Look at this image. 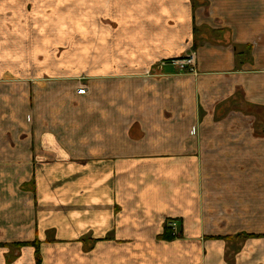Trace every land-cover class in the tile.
Instances as JSON below:
<instances>
[{
  "label": "crops",
  "instance_id": "crops-1",
  "mask_svg": "<svg viewBox=\"0 0 264 264\" xmlns=\"http://www.w3.org/2000/svg\"><path fill=\"white\" fill-rule=\"evenodd\" d=\"M37 254L264 264V0H0V264Z\"/></svg>",
  "mask_w": 264,
  "mask_h": 264
},
{
  "label": "built area",
  "instance_id": "built-area-1",
  "mask_svg": "<svg viewBox=\"0 0 264 264\" xmlns=\"http://www.w3.org/2000/svg\"><path fill=\"white\" fill-rule=\"evenodd\" d=\"M170 63L173 64L179 72L188 73V74H194L196 72V61L193 54H188L178 59H171ZM85 91L86 88L84 86H81L78 89L79 93H84ZM176 226L177 225L175 222L170 223V227L172 228V231L174 233H176L175 232Z\"/></svg>",
  "mask_w": 264,
  "mask_h": 264
},
{
  "label": "trees",
  "instance_id": "trees-1",
  "mask_svg": "<svg viewBox=\"0 0 264 264\" xmlns=\"http://www.w3.org/2000/svg\"><path fill=\"white\" fill-rule=\"evenodd\" d=\"M161 238H163V239H172L173 238V235H172V232H171V229L169 226H167V225L164 226V231H163V234L161 235ZM36 261H37V264H39L40 260H39L38 254L36 256Z\"/></svg>",
  "mask_w": 264,
  "mask_h": 264
},
{
  "label": "rangeland",
  "instance_id": "rangeland-1",
  "mask_svg": "<svg viewBox=\"0 0 264 264\" xmlns=\"http://www.w3.org/2000/svg\"><path fill=\"white\" fill-rule=\"evenodd\" d=\"M30 76H31V75H29V78H30ZM79 80H80V79H79ZM79 80H78V81H79ZM80 81H81L82 84L85 82L84 79H81ZM78 86H79V85H78ZM84 93H85V92H84ZM84 93H82V94H84Z\"/></svg>",
  "mask_w": 264,
  "mask_h": 264
}]
</instances>
